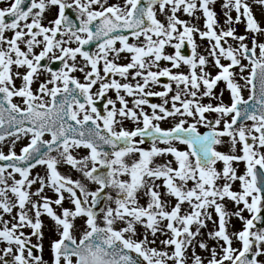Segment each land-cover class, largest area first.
I'll return each instance as SVG.
<instances>
[{"label": "snow or ice", "instance_id": "6c2138e0", "mask_svg": "<svg viewBox=\"0 0 264 264\" xmlns=\"http://www.w3.org/2000/svg\"><path fill=\"white\" fill-rule=\"evenodd\" d=\"M0 3V264H264V0Z\"/></svg>", "mask_w": 264, "mask_h": 264}, {"label": "rangeland", "instance_id": "374dc122", "mask_svg": "<svg viewBox=\"0 0 264 264\" xmlns=\"http://www.w3.org/2000/svg\"><path fill=\"white\" fill-rule=\"evenodd\" d=\"M222 2H223V0H217V4L214 6V10L217 12V16L219 18V23L221 25H223V20H224L223 12H222V9L220 7V5L222 4ZM253 11H254V15L256 16V18H257L258 21H264V8H261L259 6H254ZM232 15L234 17L235 16V13H232ZM197 16H200V19L197 20V21H195V23L197 24L198 27H200L201 30H204V28H203V23H204L203 17L201 16L200 13H197ZM182 18L183 19H186V20H189V21L192 20L191 17L184 16L183 14H182ZM262 26H264V24H262ZM233 27H235L237 29V32L239 34L247 35L245 33V31H244V25L243 24H241V25H233ZM250 41H251V36H249V41H248L249 44H250ZM196 42H197V44L199 46L198 51L201 54L207 55V51L206 50L210 47L209 44H208V42L206 40H200L199 39V36L196 37ZM260 42H264V37L261 38ZM188 50H189V54H190V49H188ZM167 51L169 53H172L174 50L173 49H167ZM245 63H247V62H245ZM161 65L162 66H169L170 67V65H168L167 62H161ZM181 71H187L186 66L185 67H182ZM236 71L238 72V69ZM213 74H215V70H213ZM245 75H247V72L245 73ZM239 82L241 84H243V81H239ZM224 87H225L224 84L221 82L220 85H219V87L216 89V91L219 92L221 89H224ZM153 90H155V91H162L163 88H161L159 86H155L153 88ZM242 94H243L244 98L247 99V97L249 95V92H248L247 89H245ZM149 99L150 100H153L154 103H159V100H160V98H158V97H151ZM223 99H224V103L225 104H229L230 103V95H229V93L226 90L224 92ZM202 102L203 103H213V104L217 103V101H213V100H210L208 98H205ZM205 115H206L207 119H209V120H213L214 121L216 119V114H214V113H206ZM187 119L189 120V123L193 122L191 120V118H187ZM171 123H172L171 120H169V122H167V123H162V127L168 128V127L171 126ZM126 127L128 129H132L134 127V125H132L131 122H128L126 124ZM198 130L201 133L207 131V129H205L203 127H200V126H198ZM26 144H27V139L17 142V144L15 145L14 149H12V145H11L10 142L5 143V144H0V151H3L5 154H7L9 152V150L12 149V150H14L17 153L19 151L20 145H26ZM143 146L145 148L150 147L149 144H145ZM177 146H178V148H180V150H185L186 149V146H184V145H177ZM220 150L226 151L227 148L225 146V147L221 148ZM79 151H80V155L81 156L86 155V151L85 150L81 149ZM169 159H170V157H169ZM243 167H244L243 164L239 165V168H240L241 172L243 171ZM60 170L62 172L70 171L66 167H61ZM37 172L40 175H43L44 174V170L42 168L40 170H34L33 171V175L35 176L37 174ZM73 175H77V174H74L73 173ZM34 188H35V186H34ZM49 195L54 196V193H49ZM141 203H144V201H141ZM45 222H46V224H50L51 223L50 221L47 220V218H45ZM82 223H83L82 221H78V224H82ZM235 227L237 229H239L241 227L240 223L239 222H235ZM140 231L143 232V229H140ZM45 233H46V236H45V240H44L43 258H44L45 261L48 262V264H51V256H50V251H49V240L55 238V235H54V233L48 232L47 228L45 229ZM149 238L151 239V237H149ZM160 239H164V237L161 236ZM205 239H206V236H205ZM33 242H35V239L33 240ZM209 243H210V245H213L214 244V242H209ZM154 246L155 247H162L161 245H159V241H157V244L154 245ZM237 246H238V244H237ZM197 252H198V254H201L203 256H207V253H203L199 249H197Z\"/></svg>", "mask_w": 264, "mask_h": 264}, {"label": "flooded vegetation", "instance_id": "af4514ba", "mask_svg": "<svg viewBox=\"0 0 264 264\" xmlns=\"http://www.w3.org/2000/svg\"><path fill=\"white\" fill-rule=\"evenodd\" d=\"M3 6H6V3H0V7H3ZM10 35V34H9ZM77 75H79V74H77ZM168 81L166 80V78H161V85L163 84V83H167ZM159 87H161V86H159ZM162 88V87H161ZM109 95L110 96H112L113 98H114V93H112V92H110L109 93ZM150 102H152V103H154V101L153 100H150ZM162 101L161 100H159V103H161ZM101 107V109H102V105L100 106ZM49 137H45V139H48ZM28 142V141H27ZM24 145H20V147H19V151L17 152V154H19L20 153V149L23 147ZM142 147H144V146H142ZM86 151V154H87V150H85ZM41 168H38V169H35V170H40ZM34 171V170H33ZM80 226V224H78V227Z\"/></svg>", "mask_w": 264, "mask_h": 264}, {"label": "water", "instance_id": "95a60500", "mask_svg": "<svg viewBox=\"0 0 264 264\" xmlns=\"http://www.w3.org/2000/svg\"><path fill=\"white\" fill-rule=\"evenodd\" d=\"M185 54H188L187 48L185 47V49L182 50ZM4 162H0V164H2ZM133 256H135V254H133Z\"/></svg>", "mask_w": 264, "mask_h": 264}]
</instances>
